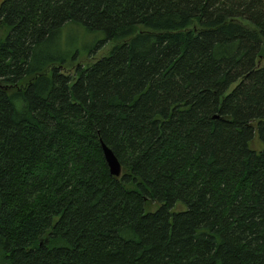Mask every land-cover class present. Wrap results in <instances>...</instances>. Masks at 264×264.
Returning a JSON list of instances; mask_svg holds the SVG:
<instances>
[{
	"label": "trees",
	"instance_id": "16d2710c",
	"mask_svg": "<svg viewBox=\"0 0 264 264\" xmlns=\"http://www.w3.org/2000/svg\"><path fill=\"white\" fill-rule=\"evenodd\" d=\"M0 264H264V0H1Z\"/></svg>",
	"mask_w": 264,
	"mask_h": 264
},
{
	"label": "rangeland",
	"instance_id": "374dc122",
	"mask_svg": "<svg viewBox=\"0 0 264 264\" xmlns=\"http://www.w3.org/2000/svg\"><path fill=\"white\" fill-rule=\"evenodd\" d=\"M111 45L110 40H105L101 31H87L81 25L68 24L62 30L59 44L49 49L58 55L64 54L69 59L77 54L75 61H83V64H86L105 55Z\"/></svg>",
	"mask_w": 264,
	"mask_h": 264
},
{
	"label": "water",
	"instance_id": "95a60500",
	"mask_svg": "<svg viewBox=\"0 0 264 264\" xmlns=\"http://www.w3.org/2000/svg\"><path fill=\"white\" fill-rule=\"evenodd\" d=\"M101 148L106 164L108 166L109 173L115 177L121 175V165L113 151L101 142Z\"/></svg>",
	"mask_w": 264,
	"mask_h": 264
}]
</instances>
